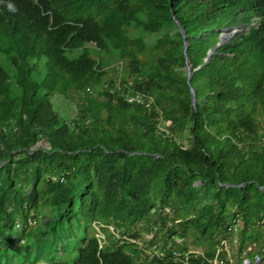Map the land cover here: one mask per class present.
Listing matches in <instances>:
<instances>
[{"label":"trees","instance_id":"16d2710c","mask_svg":"<svg viewBox=\"0 0 264 264\" xmlns=\"http://www.w3.org/2000/svg\"><path fill=\"white\" fill-rule=\"evenodd\" d=\"M0 115V264L47 259L81 223L102 225L73 264L264 242V0H0Z\"/></svg>","mask_w":264,"mask_h":264},{"label":"rangeland","instance_id":"374dc122","mask_svg":"<svg viewBox=\"0 0 264 264\" xmlns=\"http://www.w3.org/2000/svg\"><path fill=\"white\" fill-rule=\"evenodd\" d=\"M161 21L162 18L159 15H154L152 18L148 19V21L146 22V28L148 31L150 32H156L160 29L161 27ZM165 42V39H162L161 41H159L158 45L159 46H163ZM77 54L76 53H73ZM128 57V51L127 50H122L120 52V55L117 58V61L113 64V66L109 67V75L106 79H110L113 78L116 75V72H120V68L119 66L122 64V62L124 63V61L126 60V58ZM56 83L55 79L49 78L45 81V86L49 87V88H53L54 85ZM25 87L26 89L29 88V82L27 80H25ZM4 119L3 117L0 115V125H2ZM180 142L182 143V145H184L185 147H189V142L187 141L186 137H182L180 138ZM60 186V185H59ZM53 188H48V192L51 191ZM206 208V207H204ZM203 209L200 210H196L191 212V217H190V227L192 231L197 232L202 225V220L208 216L209 214V209L206 208L207 213L204 212ZM36 225H38V222L35 224H32L30 227L34 228ZM101 222H95V223H91V224H87V223H81L80 225L74 226L72 228H70V230L66 231V238H67V242H64L63 245H58L57 247H53L49 249V253L47 259L43 258L40 254V256H38V260H37V264H47L46 262H49V264L51 262H66L68 264H73V262L76 260L77 254H78V250L84 246V242L83 240H88L92 237H95L98 232L100 231L101 228ZM102 231V230H101ZM102 234H109L106 231H102ZM70 235V237H69ZM101 235V234H100ZM151 234L149 233H141V238H139L136 242L138 243V248L143 247V245L146 244V242L149 241ZM191 241V240H189ZM153 242L156 243V249H157V240H153ZM237 246L238 243H233V244H229L228 245V250L230 251V253L236 252L237 250ZM188 247L193 250V251H199L201 249H198L196 246H194L192 244V242L189 243ZM155 249V250H156ZM44 252H47V249L44 250ZM147 255V254H145ZM37 256V255H36ZM36 256H32V259H36ZM143 259V257H141Z\"/></svg>","mask_w":264,"mask_h":264},{"label":"built area","instance_id":"2783aa9c","mask_svg":"<svg viewBox=\"0 0 264 264\" xmlns=\"http://www.w3.org/2000/svg\"><path fill=\"white\" fill-rule=\"evenodd\" d=\"M129 102H133L134 100H138L139 98H132L129 94L125 95ZM166 213L169 212V209L165 210ZM237 225H234V229L236 230ZM111 229V228H110ZM103 237L102 235H98ZM152 239V235L149 236ZM180 242V239L176 240ZM156 246L152 248V250L148 251V254L151 256L153 253H157ZM226 251L228 254V258L226 260H219L217 257L215 258L213 264H264V242H251L244 246L240 251H236L230 253L228 250V244L225 241H222L221 247L217 251V256ZM197 253V251H193ZM233 255V256H231Z\"/></svg>","mask_w":264,"mask_h":264},{"label":"water","instance_id":"95a60500","mask_svg":"<svg viewBox=\"0 0 264 264\" xmlns=\"http://www.w3.org/2000/svg\"><path fill=\"white\" fill-rule=\"evenodd\" d=\"M182 32V31H181ZM183 33V32H182ZM225 36V35H224ZM185 36L183 35V38ZM187 47H188V43H184V52H185V69H186V74H187V80H189V78L191 77L192 73H193V69H192V65L189 63L188 61V55H187ZM190 94H191V103L194 106L195 105V97H194V90L193 88L190 86Z\"/></svg>","mask_w":264,"mask_h":264},{"label":"clouds","instance_id":"9594fccd","mask_svg":"<svg viewBox=\"0 0 264 264\" xmlns=\"http://www.w3.org/2000/svg\"><path fill=\"white\" fill-rule=\"evenodd\" d=\"M8 8H9L10 10L15 11V6H14L13 4H11V3L8 4Z\"/></svg>","mask_w":264,"mask_h":264}]
</instances>
